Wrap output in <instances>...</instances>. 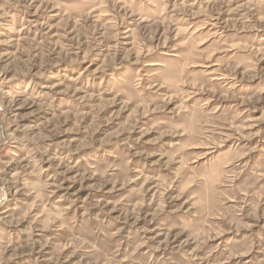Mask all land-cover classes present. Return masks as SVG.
Instances as JSON below:
<instances>
[{"label": "clouds", "instance_id": "clouds-1", "mask_svg": "<svg viewBox=\"0 0 264 264\" xmlns=\"http://www.w3.org/2000/svg\"><path fill=\"white\" fill-rule=\"evenodd\" d=\"M0 264H264V0H0Z\"/></svg>", "mask_w": 264, "mask_h": 264}]
</instances>
